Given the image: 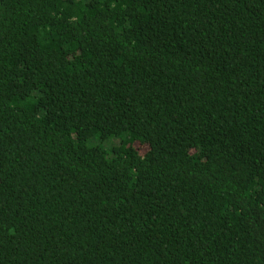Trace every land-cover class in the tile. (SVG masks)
<instances>
[{"label": "trees", "instance_id": "trees-1", "mask_svg": "<svg viewBox=\"0 0 264 264\" xmlns=\"http://www.w3.org/2000/svg\"><path fill=\"white\" fill-rule=\"evenodd\" d=\"M0 264H264V0H0Z\"/></svg>", "mask_w": 264, "mask_h": 264}]
</instances>
